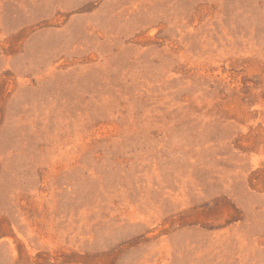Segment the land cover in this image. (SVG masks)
<instances>
[{"label": "rangeland", "instance_id": "obj_1", "mask_svg": "<svg viewBox=\"0 0 264 264\" xmlns=\"http://www.w3.org/2000/svg\"><path fill=\"white\" fill-rule=\"evenodd\" d=\"M0 264H264V0H0Z\"/></svg>", "mask_w": 264, "mask_h": 264}]
</instances>
